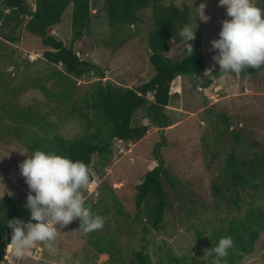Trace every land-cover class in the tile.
<instances>
[{
  "label": "rangeland",
  "instance_id": "obj_1",
  "mask_svg": "<svg viewBox=\"0 0 264 264\" xmlns=\"http://www.w3.org/2000/svg\"><path fill=\"white\" fill-rule=\"evenodd\" d=\"M92 2L91 32L74 43L78 55L104 73L102 81L133 87L149 80L154 74L147 45L152 26L151 5L138 11V23L125 30L131 37L117 49L116 43L112 42L117 34L108 26L105 0ZM161 2L173 3L179 8L183 5L190 7V21L201 32L207 66L205 74L212 84L193 92L192 79L182 76L183 94L181 97L171 96L169 107L165 109L172 125L151 128L137 141H113L114 153L106 164L93 155L88 166L93 180L85 193L86 203L93 213L105 218V223L98 231L84 233L77 218L60 229L56 243L68 264H128L129 260H134L137 251L148 254L150 264H167L169 253L177 257L187 256L189 264H205L212 250V230L220 226L228 228L230 220L244 217L251 204L264 207V186L258 191L240 189L237 205L227 198L218 200L219 196L213 194L212 188L213 184L222 183L224 160L233 146L238 147L243 156L262 151L264 72L242 79L239 74L220 71L213 60L215 52L211 41L218 38L221 21L229 17L218 0ZM71 11L68 6L61 21L50 31L65 45H69L72 38ZM14 34L20 35V41L8 42L0 36V113H3V105L12 109L32 106L39 115H46L47 122L37 130L26 129L20 137L11 133L15 127L12 120L4 118L1 122L4 128L0 131V197L10 196L27 208L30 189L19 166L30 155L26 147L30 133L70 138L84 133L87 122L59 105L58 100H49L35 86L40 79L55 73L52 65L36 60L41 58L44 50L41 39L23 27ZM183 42L171 41L165 55L179 59ZM51 80L57 78L53 76ZM94 80L95 75L81 79L73 77L71 92L80 95L83 88ZM63 83L54 86L51 81L44 82L59 91L64 90ZM149 99H152L151 95ZM86 112L92 117L90 111ZM133 119L135 125L147 123L142 118V110L135 112ZM226 125L228 130H225ZM237 139L241 140L238 144ZM159 159L176 177L177 187L172 190L165 185L169 209L163 228L145 232L148 208L143 205L140 212L136 211L135 190L144 175L157 166ZM230 196H235L233 190ZM99 249L103 253H99ZM5 253V264H60L61 260L60 256L49 254L44 244H38L22 259H15L10 249ZM110 255L114 256L112 262ZM236 264H264V244Z\"/></svg>",
  "mask_w": 264,
  "mask_h": 264
},
{
  "label": "trees",
  "instance_id": "obj_2",
  "mask_svg": "<svg viewBox=\"0 0 264 264\" xmlns=\"http://www.w3.org/2000/svg\"><path fill=\"white\" fill-rule=\"evenodd\" d=\"M163 0H105L108 26L115 30L112 42L118 49L125 44L131 34H126L127 27L134 26L140 20L138 11L152 7V26L149 29L147 45L150 55L149 62L154 70L153 76L133 87L115 85L105 77L97 66L88 60L82 59L74 48V43L90 34L92 24V0H0V36L8 42L20 41V35L14 34L21 27L41 39L44 50L38 61H46L55 69V73L40 79L35 86L41 90L49 100H58L59 105L87 122L84 133L66 138L58 135L47 136L30 133L26 147L31 154L37 149L56 152L74 160L83 161L87 166L92 162L93 155H97L103 164L109 161L114 153L113 141L128 142L143 138L151 128H163L172 125L165 114L170 99V83L178 76H189L192 79V91L198 88L206 89L212 81L206 76L207 69L201 32L191 21V9L188 5L179 8L173 3L165 4ZM32 3V5L30 4ZM68 6H71L72 38L69 45H65L50 31L61 21L62 15ZM8 10L6 13L5 11ZM190 25L195 29L196 39L190 41L193 45V54L188 56L186 45L180 32ZM7 31V33L4 32ZM125 32V34H119ZM171 41L182 43L181 57L172 59L165 53L169 50ZM59 66V68H58ZM264 72L260 69L247 68L239 75L241 78L257 76ZM95 75L96 80L88 83L80 95L71 92L72 78L81 79ZM55 76L57 80H51ZM45 80L57 86L62 84L64 90L59 91L44 84ZM149 95L152 99H149ZM1 122L6 118L12 120L15 127L12 135L20 137L26 129L37 130L38 126L47 123L46 115H39L35 108L29 106L6 108L2 106ZM142 110L145 124H134L135 112ZM86 111L92 113L88 116ZM227 123V120H226ZM96 124V126H95ZM5 128L7 127L6 124ZM93 128V130H92ZM229 127L226 125V129ZM39 130H41L39 128ZM237 139V143H240ZM256 145V143H253ZM238 148V147H237ZM233 146L228 152L223 165L224 179L221 184H213V194L227 198L232 203H238L240 189L246 188L258 191L264 186V146L261 152H254L252 156H243V153ZM91 181L93 180L90 172ZM167 185L174 190L176 177L170 172L163 160L159 159L157 166L144 175L142 182L136 185L135 208L140 212L142 206L148 208L147 221L144 231L151 229L159 231L164 226V217L169 209ZM235 196H230V191ZM30 219V210L20 201L3 195L0 197V264H5L6 246L10 243L12 230L7 225L11 219ZM211 249L217 246L222 237H231L234 247L229 250L225 258H217L213 253L205 264H236L246 255L259 250L264 244V207L253 204L249 206L242 218H232L228 228L217 227L212 230ZM106 248L105 246H103ZM103 253L101 249L98 251ZM112 262L114 256L109 257ZM167 264H189L187 256L177 257L168 254ZM128 264H150L149 255L143 251L134 253V260ZM204 264V263H203Z\"/></svg>",
  "mask_w": 264,
  "mask_h": 264
},
{
  "label": "clouds",
  "instance_id": "obj_3",
  "mask_svg": "<svg viewBox=\"0 0 264 264\" xmlns=\"http://www.w3.org/2000/svg\"><path fill=\"white\" fill-rule=\"evenodd\" d=\"M218 3L229 17L221 21L219 36L211 41L213 60L220 71L240 74L247 68L264 67V0H218ZM180 36L187 55H192L194 49L189 42L196 39L195 29L186 25ZM19 167L30 189L26 202L30 219L10 220L7 226L12 233L6 249H10L15 259H22L38 244H44L49 254L61 257L60 264H68L56 243L60 229L77 218L84 233L98 231L105 223V218L93 213L86 203L85 193L91 182L88 166L69 156L37 149ZM233 247L231 237H222L208 254L225 258Z\"/></svg>",
  "mask_w": 264,
  "mask_h": 264
},
{
  "label": "crops",
  "instance_id": "obj_4",
  "mask_svg": "<svg viewBox=\"0 0 264 264\" xmlns=\"http://www.w3.org/2000/svg\"><path fill=\"white\" fill-rule=\"evenodd\" d=\"M173 83H171L170 85V100H171V96L174 95V97H181L182 93V89H183V85H184V80L183 77L178 76L177 78H175L173 81ZM169 107V106H168ZM176 108V107H175ZM179 109V107H177V110Z\"/></svg>",
  "mask_w": 264,
  "mask_h": 264
},
{
  "label": "built area",
  "instance_id": "obj_5",
  "mask_svg": "<svg viewBox=\"0 0 264 264\" xmlns=\"http://www.w3.org/2000/svg\"><path fill=\"white\" fill-rule=\"evenodd\" d=\"M82 58V57H81Z\"/></svg>",
  "mask_w": 264,
  "mask_h": 264
}]
</instances>
